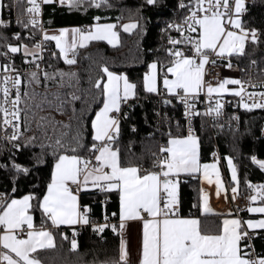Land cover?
Masks as SVG:
<instances>
[{
    "label": "snow or ice",
    "instance_id": "6c2138e0",
    "mask_svg": "<svg viewBox=\"0 0 264 264\" xmlns=\"http://www.w3.org/2000/svg\"><path fill=\"white\" fill-rule=\"evenodd\" d=\"M53 3L66 5L71 10L84 6L99 8L108 5V0H0V29L10 24L3 18L4 10L16 8L19 11L16 23L26 30H38L41 36L39 42L29 47L20 42V33L12 37L18 43H11L0 32V58L5 61L0 63V132L3 133L0 140L20 151L36 146V141L45 137L47 142L41 141L42 152L36 163L45 162L48 149L54 161L42 199L34 194L8 199L0 194V264H43L39 253L56 248L53 234L45 225L48 221L52 227L91 224L90 209L87 206L81 209L78 202L81 192L91 190L115 192L119 196V225L107 223V215L104 216L105 223L93 225V231L97 233L111 228L121 236L118 259L101 264H130L123 234L126 223L135 220L143 224L139 264H264V255H256L252 245L246 242L251 239L248 230L264 229V219L243 223L239 219H224L221 224L213 225L199 217L179 215L181 175L195 178L202 172L209 185L216 184L217 196L225 190L217 164H200V138L191 126V120L197 116L211 117L214 122L221 118L225 94L240 98L241 106L247 111L264 109V92H248L246 85L256 87L250 80L226 78L217 80L215 86L205 80L206 67L217 63L213 57L229 58L227 66L231 68V57H245L250 54L246 51L249 44L256 46L262 42L264 34L244 24L243 16L248 11L246 0H179L178 8L185 14L180 22H170L163 30L175 31L180 37H168L170 47L164 49L166 60L150 63L139 84L130 81L126 74L102 65L100 74L94 79L89 78L87 89L81 87L78 73L71 70L78 63L79 49L88 47L92 41H107L117 47L120 43L117 27L131 34L141 27L140 22L130 19L122 25L100 24V17H96L97 23L91 28L59 29L49 34L40 20L41 5ZM160 3L161 0H144L146 6ZM34 35L35 32H31L28 39ZM50 41H54L58 49L51 53L52 58L62 59L69 66L68 71L55 69L49 72L41 66ZM16 55H21L23 63L32 66V70L22 72L15 64ZM250 63L253 67L257 65L255 59ZM51 85H55L57 91L49 92ZM229 85L237 87L230 88ZM141 86L147 94L164 97V105H171L173 99L181 103L189 122L187 135L173 136L169 131L166 143L159 144L156 150H146L151 157L150 168H145L134 156L131 144L128 152L132 161L122 160L119 145L121 119L128 116L122 113V107L129 100L139 99L138 88ZM259 86L264 88V83ZM37 88L43 91L38 92ZM201 95L209 105L204 112L196 108ZM249 100L252 103H248ZM77 102L84 105L80 111L76 108ZM92 102L101 106L91 122L92 142L86 145L82 112ZM69 110L71 116L67 123L51 115L53 111L65 115ZM45 112L49 114H41ZM232 119L239 118L234 116ZM33 125L39 136L26 137V133L33 131ZM132 131H136L135 127ZM82 149L88 154H79ZM252 161L264 170V161L256 157H252ZM228 165L235 200L239 194V181L230 158ZM12 168L18 174L30 172L28 167L15 162ZM248 187L256 193L249 200L256 202L259 197L264 204V184H248ZM193 207L200 210L201 216L215 214L209 204V194L203 188ZM37 210L43 218L39 229L33 220V212ZM247 210L264 214V206ZM71 249H77L75 239L71 241Z\"/></svg>",
    "mask_w": 264,
    "mask_h": 264
},
{
    "label": "trees",
    "instance_id": "16d2710c",
    "mask_svg": "<svg viewBox=\"0 0 264 264\" xmlns=\"http://www.w3.org/2000/svg\"><path fill=\"white\" fill-rule=\"evenodd\" d=\"M110 5V6H109ZM248 11L243 17L246 27L255 28L264 34V0H252L248 3ZM139 10V11H138ZM5 14V11L3 12ZM178 14V0H161L157 6H146L144 0H108V5L97 8L94 6H84L79 9H69L66 5L58 3L44 5V26L45 28H57L64 26H93L97 23L96 17H100V24L115 23L122 25L130 19H138L141 27L133 33H124L118 28L120 34V44L117 47L110 46L105 41H92L88 47L79 49L78 63L71 67L72 71L78 73L81 87H89V78L93 79L100 74L99 69L102 65H107L110 70L117 73L126 74L130 81L140 83L144 74L148 71V65L153 61L166 60L164 49L158 34V26L162 19L173 18ZM18 31L22 37L20 42L28 44L30 47L40 38L38 30H26L20 25L16 29L4 28L0 32L8 38L11 43H18L13 40V31ZM35 32L32 39L27 36ZM261 43L256 46L248 45L246 51L250 54L245 57H231L233 62L243 71L251 66V60L257 61L259 70L264 69V35ZM49 51L45 54L43 67L49 72L55 69L64 71L69 70V66L63 63L62 59H53L52 52L58 50L53 43H47ZM255 48V50H253ZM2 50V49H0ZM15 64L19 69L27 68L23 63L21 55L15 56ZM0 61L3 63L2 58ZM52 67H48V65ZM32 68V66H30ZM38 92L42 88L36 89ZM49 92L57 91L55 85H51ZM139 99L131 100L128 105L122 107V113H127V119L121 121V136L119 145L121 147L122 160L131 162L133 157L128 152L129 144L132 145V153L140 159L145 168L151 167V157L146 154L147 149L156 150L159 144L166 143L167 133L171 131L173 136H179V125L172 121H159L157 116V105L154 100L147 103V94L142 86L138 88ZM171 99V97H170ZM101 105L92 102L86 111L82 112L84 117V143L91 144V122L95 117V112ZM78 111L84 105L77 102ZM168 113L178 115L180 109L177 101L172 100V104L167 107ZM47 115L49 113H41ZM51 115L58 121L68 122L71 110L67 114L61 115L51 112ZM264 120V109H253L252 111L242 110L241 125L239 130L222 131L217 142L223 156H230L233 159L239 181L238 189L240 196H250L253 189L248 187V182L254 186L264 184V170H261L252 161V157L264 160V138L259 134V127ZM136 131L133 132L132 128ZM38 135L33 131L26 133L27 136ZM52 133L49 131V136ZM200 138V160L208 163L210 155L214 149V139L209 131H199ZM47 142L45 137H40L36 141V146L22 148L13 157H2L0 155V192L5 193L8 199L20 198L28 194H34L43 198L46 193L47 184L50 181L53 169V158L51 150H46L45 162L36 163L37 157L41 155L40 143ZM23 143V141H21ZM81 155H87L83 149ZM15 162L24 167H28V175L18 174L12 168ZM179 185L180 206L179 214L191 216L199 213L197 204L200 195V176L195 178L189 175L180 177ZM231 185L234 186L233 181ZM15 188V192H13ZM260 200V199H259ZM36 204V201L32 202ZM80 203L82 209L87 206L91 224L77 233V249H71L70 236L73 227H60L53 229L52 234L56 248L42 250L39 255L43 264H101L102 261L118 259L120 245V235L113 232L111 228H106L103 233L93 231L94 224L105 223L104 216H108L107 223L112 225L114 216L117 215L119 208V196L117 193H102L91 190L81 193ZM260 203L262 201L260 200ZM115 213V215H113ZM37 223L42 222V214L37 210L33 212ZM223 215L219 213L206 216L207 221H213L215 225L221 224ZM118 225V224H117ZM254 244L260 255H264V230L254 233ZM67 237V239H65ZM131 264V263H130Z\"/></svg>",
    "mask_w": 264,
    "mask_h": 264
},
{
    "label": "built area",
    "instance_id": "2783aa9c",
    "mask_svg": "<svg viewBox=\"0 0 264 264\" xmlns=\"http://www.w3.org/2000/svg\"><path fill=\"white\" fill-rule=\"evenodd\" d=\"M247 1L249 3L252 0H247ZM178 3H179V0H178ZM4 11H5V14H3V18L5 20L10 21V24L7 28L16 29L19 26L16 23V19L19 16V11L16 8H12L10 11L7 9ZM184 14H185L184 10L178 8V14L176 15V17L164 18L159 23L158 34L160 36V40L162 42V45L165 48L170 47V45L168 44V37L169 36H171L173 38H180V37H179L178 33H176L175 31L165 32L163 30L166 29L167 24L170 22H180V20L182 19ZM40 20H41V23L43 24V27L45 29V26H44V4L41 5ZM84 28L87 29V28H89V26H84ZM15 33H19V32L14 30L13 35ZM193 35H195V34H193ZM28 37H29V35L27 36V38ZM40 39H41V36L38 39V42ZM48 51H49V47L47 45V51L43 53L44 57H45V54L48 53ZM213 59H216L217 63L215 65H209L206 67V72L208 73L205 76L206 81H211L213 83V85L215 86L217 80H223L226 78H228V79H241L243 81H249L250 80L251 84L256 85V87L253 88V87H248L246 85L248 92H256V93L264 92V88L259 86L260 84L264 83V72L259 70L257 65L255 67H253L251 65L250 67H247L245 70L241 71L239 66L233 62L232 58L230 59L231 63H232L231 68H229L227 66V64L229 62L228 58L219 59V58L213 57ZM43 64H44V61L42 62V65H41L42 67H43ZM26 66H27V68L20 69V70L22 72L32 70L30 65H26ZM228 87L233 88V87H237V86L229 85ZM214 96H215V94H214ZM163 98L164 97H162V96H157V95L152 94V95H149L146 97V101H147V103H149L150 101L154 100V102L156 103V105H157V116H158L159 121L175 122L176 125L180 126V129L178 132L179 136L187 135V128H188L189 122L184 115V113H185L184 106L181 103L177 102L178 107L180 109L178 115H176L174 113H168V111H167L168 105H164L162 103ZM168 98L170 99V97H168ZM245 99L247 100V96H245ZM256 99H259V97H256ZM129 101H131V100H129ZM222 103L224 104L223 116L221 118H219L217 121L214 122L211 117L197 116L191 120V126L194 128L197 136H198L199 131H209L211 133V135L214 139V149L210 155L209 162H216V163L220 164L222 172H223V183H224V188H225V193H226V206H225V208H223V210L221 212H223V213L231 212L237 219H239L243 223L244 221H246L247 218L250 217L249 215H247V211H248L247 209L250 206V200H249V197L240 196L239 194L236 196V199L233 200V198H232L233 193L231 191L233 186L231 185L230 178L227 174L226 164H225L226 156H223L221 151H220V148H219V145L217 142V137L222 131L239 130L240 125H241L242 110L244 108L240 104V98L232 96V95L225 94L222 98ZM248 103H252V101L249 100ZM208 106L209 105H208V102H207L205 96L201 95L199 97V102L196 104L197 110L200 112H204ZM255 109H260V108H255ZM234 116L238 117L239 119H232V117H234ZM122 120H123V118L121 119V121ZM221 124L224 125L223 128L218 127V125H221ZM259 134L261 137L264 138V120L259 127ZM2 136H3V133L0 132V137H2ZM16 153H17V150L15 148H13L11 144H9L7 141L0 140V155L2 157H9L10 158V157H13L14 155H16ZM247 184L253 185L252 182H248ZM0 194H4V196L6 198H8L5 195V193L0 192ZM79 195H81V193ZM212 207L215 209L217 208L214 204H212ZM117 223H118V219H117V215H115L114 219L112 221V225H117ZM41 225H42V222L40 223V227H41ZM45 227H46V225H45ZM86 227H87V225H81V224L74 226L72 228L70 240L71 241H72V239L76 240L77 233L83 231ZM244 227L246 229L247 226L245 225ZM248 231H249V236L251 237V239L247 240L246 242L252 245L253 249L255 250L256 255H260L258 253V251L256 250V247L254 244L255 234L251 230H248Z\"/></svg>",
    "mask_w": 264,
    "mask_h": 264
},
{
    "label": "crops",
    "instance_id": "0c3cea01",
    "mask_svg": "<svg viewBox=\"0 0 264 264\" xmlns=\"http://www.w3.org/2000/svg\"><path fill=\"white\" fill-rule=\"evenodd\" d=\"M246 2H247V5H248V1L247 0H246ZM107 24H115V23H107ZM91 27L92 26H90L89 28H91ZM72 28L86 29V28H84V26H64V27H57V28H45V30H47L49 34H54L59 29H72ZM116 31H118V28L116 29ZM50 42L53 43L54 47L56 48L55 42L54 41H50ZM105 42H107V41H105ZM0 63H2V62L0 61ZM161 87H162V83H161ZM229 158L233 162V159L230 156H226V158H225V164H226L227 174H228L230 180L232 181V179H231V170H230V167L228 165V159ZM213 163H216V162L202 163L201 160H200V164L201 165H204V164H213ZM216 164H217V168H218V171L220 173V179H221V182H222L223 188H224L223 172H222V169H221L220 164L219 163H216ZM233 164H234V162H233ZM198 175L200 176V183H201L200 184L201 185L200 189L203 188L209 194V204H210V207L213 209V212L214 213H219V214L223 215L222 221L224 219H237L231 212H226V213L221 212L223 210V208H225V206H226V193H225V190L224 191H221L220 195L217 196L216 195V184L213 183V184L209 185L207 183V181H205L203 179L202 172L199 173ZM215 178H216L215 177V174L212 173V179H213V181H215ZM252 195H256V193L253 191L250 196H252ZM250 196H248V197H250ZM20 198H22V197H20ZM20 198H16V199H20ZM80 198H81V195H79V198H78V202H79V205L81 207ZM211 203L214 204L217 208L216 209L213 208ZM259 206H264V204L260 203L259 197H258V199H257L256 202L250 201L249 208L250 207H259ZM81 209H82V207H81ZM119 211H120V206L118 208V223H117L118 225L120 223V221H119ZM209 215H211V214H209ZM209 215H207V216H209ZM247 215H249L250 217L247 218L246 221L251 220V221L255 222L257 220L264 219V214H260V213H252V212L247 211ZM180 216L181 217H184V218H188V217H199L203 221L210 222L213 225H215L213 221H207L205 219L206 216H201L200 215V210H199V213L198 214H194V215H191V216H182V215H180ZM33 220H34V224H35L36 228L39 229L40 228V223H37L34 214H33ZM76 225H78V224H76ZM76 225H60L59 227H52L51 226V222L48 221L47 224H46V229L52 232L53 229H56V228H60V227H74ZM262 230H264V229H256V230H251V231H253L254 233H257V232H260ZM142 236H143V224H142L141 221L135 220V221H128L126 223V229L124 231L123 238L127 241V247H128V251H129V260H130V263L131 264H139V256H140L141 245H142ZM120 240H121V236H120Z\"/></svg>",
    "mask_w": 264,
    "mask_h": 264
},
{
    "label": "rangeland",
    "instance_id": "374dc122",
    "mask_svg": "<svg viewBox=\"0 0 264 264\" xmlns=\"http://www.w3.org/2000/svg\"><path fill=\"white\" fill-rule=\"evenodd\" d=\"M229 59V58H228ZM231 59V58H230ZM238 179V178H237Z\"/></svg>",
    "mask_w": 264,
    "mask_h": 264
},
{
    "label": "water",
    "instance_id": "95a60500",
    "mask_svg": "<svg viewBox=\"0 0 264 264\" xmlns=\"http://www.w3.org/2000/svg\"><path fill=\"white\" fill-rule=\"evenodd\" d=\"M261 161H264V160H261Z\"/></svg>",
    "mask_w": 264,
    "mask_h": 264
}]
</instances>
